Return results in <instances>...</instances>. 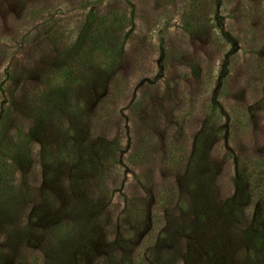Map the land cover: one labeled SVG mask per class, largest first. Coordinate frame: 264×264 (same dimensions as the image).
Here are the masks:
<instances>
[{"label":"rangeland","instance_id":"374dc122","mask_svg":"<svg viewBox=\"0 0 264 264\" xmlns=\"http://www.w3.org/2000/svg\"><path fill=\"white\" fill-rule=\"evenodd\" d=\"M0 264H264V0H0Z\"/></svg>","mask_w":264,"mask_h":264}]
</instances>
